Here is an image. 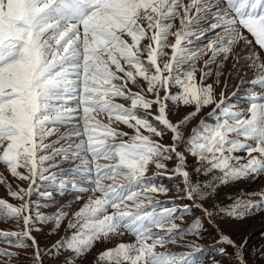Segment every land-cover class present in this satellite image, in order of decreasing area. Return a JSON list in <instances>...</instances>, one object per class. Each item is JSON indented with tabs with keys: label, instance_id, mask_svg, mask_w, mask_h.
<instances>
[{
	"label": "rangeland",
	"instance_id": "374dc122",
	"mask_svg": "<svg viewBox=\"0 0 264 264\" xmlns=\"http://www.w3.org/2000/svg\"><path fill=\"white\" fill-rule=\"evenodd\" d=\"M261 186L264 0H0V264H264Z\"/></svg>",
	"mask_w": 264,
	"mask_h": 264
},
{
	"label": "trees",
	"instance_id": "16d2710c",
	"mask_svg": "<svg viewBox=\"0 0 264 264\" xmlns=\"http://www.w3.org/2000/svg\"><path fill=\"white\" fill-rule=\"evenodd\" d=\"M211 211L214 215L234 218L264 213V186L255 189L234 188L215 201L212 204ZM183 257H180V260L177 259V264H191L194 254L189 252L185 256L186 259ZM201 258L202 255H199V263L203 261Z\"/></svg>",
	"mask_w": 264,
	"mask_h": 264
},
{
	"label": "bare ground",
	"instance_id": "6f19581e",
	"mask_svg": "<svg viewBox=\"0 0 264 264\" xmlns=\"http://www.w3.org/2000/svg\"><path fill=\"white\" fill-rule=\"evenodd\" d=\"M245 55V54H244ZM244 55H241L240 56V58L239 59H234L230 64L232 65V64H235V65H238V64H241L242 62V59H243V57H244ZM245 66H246V64H244V66H243V68H241V77L244 79V78H246V76H247V74L248 73H243V71L245 70ZM231 67V66H230ZM230 75H231V73H230V70H227L226 71V74H225V77H230Z\"/></svg>",
	"mask_w": 264,
	"mask_h": 264
}]
</instances>
